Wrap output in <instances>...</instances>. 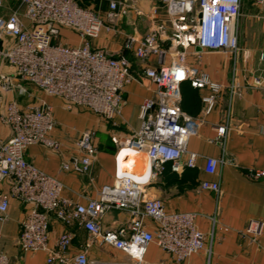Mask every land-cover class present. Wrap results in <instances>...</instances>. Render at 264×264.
<instances>
[{
    "label": "built area",
    "instance_id": "obj_1",
    "mask_svg": "<svg viewBox=\"0 0 264 264\" xmlns=\"http://www.w3.org/2000/svg\"><path fill=\"white\" fill-rule=\"evenodd\" d=\"M169 19V29L158 24L142 39L128 37L123 45L135 59L148 64L143 76L154 86V95L140 105V125L129 138L118 142L113 182L103 185L94 199L83 204L62 196L63 185L24 158L25 150L40 145L54 153L61 143L52 137L55 127L53 109L44 99L24 105L21 99L31 96L32 86L45 96L61 100L71 111L83 108L107 121L121 113L124 88L134 80L123 56L112 57L94 49L103 19L92 9L74 0H19L18 6L3 13L0 0V127L9 135L0 138V183L8 193H0V224L6 221L9 198L25 206L20 222L18 247L23 254L43 252L46 264H192L200 252L210 255L205 236L199 231L197 213L166 210L159 199H144V188L161 175L166 166L173 173L196 166L198 154L187 148L195 136L198 120L179 109L180 87L188 83L194 89L207 87L211 94L203 98L212 107L221 85L197 66L204 52H219L238 57L237 25L244 2L264 4V0H159ZM105 20L107 32H114L128 7L110 0ZM155 12V8H153ZM201 14V18L198 15ZM62 30L73 33L76 45L62 42ZM167 46L164 47V44ZM198 46L201 51L195 50ZM188 55L194 61H188ZM195 62V63H194ZM259 67L250 71L248 86L264 87V53ZM225 128L218 129L224 136ZM93 131L81 134L73 155L61 164V171L89 175L96 160ZM132 158L145 163L141 171L128 168ZM225 158L205 157L204 171L213 175ZM252 176L264 177V171ZM202 190L219 193L218 182L202 181ZM125 212L129 222L113 229L103 226L105 215ZM52 221L63 230L50 244ZM75 226L87 233L84 242L73 250ZM263 229L261 221H251L244 236L256 241ZM155 244L164 255L155 262L146 260L149 247ZM97 246L112 254L111 261L89 257ZM0 264H10L0 251Z\"/></svg>",
    "mask_w": 264,
    "mask_h": 264
},
{
    "label": "crops",
    "instance_id": "obj_2",
    "mask_svg": "<svg viewBox=\"0 0 264 264\" xmlns=\"http://www.w3.org/2000/svg\"><path fill=\"white\" fill-rule=\"evenodd\" d=\"M121 2L128 7V12L119 19L114 32H107L104 28L109 26L105 20L109 7L101 12L94 10L103 19V28L99 37L90 42L92 48L101 49L112 57L123 56L129 63L134 80L121 94L123 104L119 116L107 121L83 108L68 111L60 100L45 96L32 86H28L31 96L21 99L24 105L35 103L39 98L51 105L55 122L52 137L61 143L58 153L40 145L30 146L24 152L25 160L60 181L64 187L62 196L78 204L94 199L103 185L113 182L118 142L129 138L139 127L140 105L154 95L155 86L143 76V69L147 64L156 65V58L151 56L144 63L123 47L128 37L140 40L151 27L149 23H142L136 9L128 6L130 1ZM2 3L3 13L8 14L18 6L19 0H2ZM242 5L237 25V59L219 52H204L196 63L213 82L221 85L214 96L213 106L208 107L203 101L211 94L207 87L194 89L188 83L180 87V111L199 123L196 135L187 144L189 151L199 155L196 166L180 173H173L166 166L143 192L144 199H159L168 211L198 214L196 224L206 238L210 255L200 252L191 259L192 264H264V177L252 176L255 172L264 171V87L248 86L249 73L259 67V55L264 53V8L243 9ZM62 35L64 44L78 43L70 31L62 30ZM220 127L225 128L221 137L218 135ZM86 130L93 131L97 152L91 173L81 176L61 171L64 161L80 155L76 142ZM8 135L9 131L0 127V138ZM205 157H223L230 162L219 165L216 173L210 175L204 171ZM131 161L128 160V168L135 172V163ZM202 181L218 182L219 193L202 190ZM0 193H8L5 182L0 183ZM24 211V205L9 198L6 221L0 224V251L8 255L10 264H46L45 253L23 254L18 247ZM251 221L263 223L260 237L253 242L252 237L243 234ZM128 222L127 213L112 211L105 215L103 226L117 229L125 227ZM63 230L62 225L51 222L50 244ZM69 230L75 236L73 250H76L87 233L75 226ZM108 254L107 249L95 246L89 257L106 261L103 258L109 257ZM160 258L164 255L152 244L146 260L155 262Z\"/></svg>",
    "mask_w": 264,
    "mask_h": 264
},
{
    "label": "rangeland",
    "instance_id": "obj_3",
    "mask_svg": "<svg viewBox=\"0 0 264 264\" xmlns=\"http://www.w3.org/2000/svg\"><path fill=\"white\" fill-rule=\"evenodd\" d=\"M76 1L85 7H89L95 11H100V12L104 8H107L110 2V0H76ZM114 1L118 2L120 8L124 6V3H122L121 0H114ZM128 6L136 9V12L139 14L138 17L141 19L142 23L144 24L149 23V26L151 27L150 29L156 27L158 24H165L168 27L169 35L171 34V30L169 29L170 26L169 19L167 18L165 14V9L162 3L159 2V0H131ZM153 8L156 9L155 12ZM242 8L259 9V8H264V4L244 2ZM187 58L188 61L191 62L195 60L192 55H188ZM53 98L58 99L56 97ZM108 255L109 257L107 256V258L105 257L103 259L106 261H111L112 254H108Z\"/></svg>",
    "mask_w": 264,
    "mask_h": 264
},
{
    "label": "bare ground",
    "instance_id": "obj_4",
    "mask_svg": "<svg viewBox=\"0 0 264 264\" xmlns=\"http://www.w3.org/2000/svg\"><path fill=\"white\" fill-rule=\"evenodd\" d=\"M130 160H133V159L130 158ZM131 162H133V161H131ZM134 163H135V168H136L135 172L138 170L141 171L143 169V167H145V163L142 161H138V160L134 159ZM143 171H144V169H143Z\"/></svg>",
    "mask_w": 264,
    "mask_h": 264
},
{
    "label": "water",
    "instance_id": "obj_5",
    "mask_svg": "<svg viewBox=\"0 0 264 264\" xmlns=\"http://www.w3.org/2000/svg\"><path fill=\"white\" fill-rule=\"evenodd\" d=\"M123 1H124V2H129V1H131V0H123ZM201 16H202V15L199 14V15H198V18H201ZM195 50L198 51V52L201 51V49H200L198 46L195 47Z\"/></svg>",
    "mask_w": 264,
    "mask_h": 264
}]
</instances>
